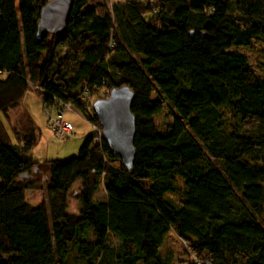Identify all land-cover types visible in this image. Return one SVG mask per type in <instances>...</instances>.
Returning a JSON list of instances; mask_svg holds the SVG:
<instances>
[{
	"label": "trees",
	"instance_id": "16d2710c",
	"mask_svg": "<svg viewBox=\"0 0 264 264\" xmlns=\"http://www.w3.org/2000/svg\"><path fill=\"white\" fill-rule=\"evenodd\" d=\"M45 1L0 0V264H264V77L231 49L264 40V0H124L99 11L72 0L64 30L37 38ZM121 85L132 93L130 169L88 133L77 157L44 161V200L26 202L38 133L30 119H7L24 93L42 109L70 102L98 127L76 98ZM163 107L170 123L159 132ZM100 180L123 198L92 200ZM170 233L186 252L179 261L159 254Z\"/></svg>",
	"mask_w": 264,
	"mask_h": 264
},
{
	"label": "rangeland",
	"instance_id": "374dc122",
	"mask_svg": "<svg viewBox=\"0 0 264 264\" xmlns=\"http://www.w3.org/2000/svg\"><path fill=\"white\" fill-rule=\"evenodd\" d=\"M150 3H155L156 0H146ZM91 4L95 7L101 4H105V0H90ZM231 49L237 50L243 53L246 56L247 63L252 71L259 77H264V40L257 39L252 40L250 43V48L244 47H232ZM44 53H40V59H42ZM107 92L104 89H100L94 91L92 94H85L84 96L81 95V109L82 111L88 115L89 113H93L91 109L92 101L96 99H102L106 97ZM155 95H152V98ZM23 101L26 104V110L28 111L30 117L33 120V124L37 130L38 138L35 142L34 146L30 151L33 161L35 162L34 171L28 173L27 179L33 181L34 183V191L29 192L25 196V201L35 205L40 201L44 200V182L46 180L47 172H46V165L44 161H51V160H67L71 157H77L79 146L83 141V137L90 133L89 126L80 118V116L76 113L78 111H74L70 109L66 111L63 115V119L67 121L72 127V133L70 136L63 138V139H55L52 138L50 135L46 123H45V113H47L48 109H42L41 102L36 94L31 88L28 89L23 95ZM36 110L35 116L32 114L33 108ZM91 109V110H90ZM79 113V112H78ZM80 114V113H79ZM87 118V116H85ZM8 123L15 127H23L25 123L29 120V117L25 110L17 107L15 110H12L8 113ZM153 122L157 127L158 131L161 132L164 130L165 126L170 123V118L167 114V109L163 107L161 111L153 116ZM6 123V122H4ZM93 124V123H92ZM96 128L97 126L94 125ZM99 127V126H98ZM6 131L8 132V127L5 125ZM257 126L252 125L246 129V132H254L256 131ZM100 130V128H99ZM258 131L264 132V128L258 129ZM13 142L12 139H10ZM14 143V142H13ZM111 165H115V161L110 162ZM77 183H74L68 191V207L67 212L70 214H75L77 209V199H76V186ZM179 186V183L177 184ZM115 190V189H114ZM111 186H105L101 180L96 186L95 191L91 194V198L94 201H102L106 198L107 195H112L116 197L123 198V192H115ZM167 197L173 199L174 201L179 200L178 194H169ZM89 239L91 237L88 235ZM106 242L108 245L116 246L118 241L115 237L111 234H107ZM183 247H181L178 239L170 233L164 239L162 243L159 254L161 257L169 256L172 261H179L181 256L185 255ZM186 262V260H182Z\"/></svg>",
	"mask_w": 264,
	"mask_h": 264
},
{
	"label": "water",
	"instance_id": "95a60500",
	"mask_svg": "<svg viewBox=\"0 0 264 264\" xmlns=\"http://www.w3.org/2000/svg\"><path fill=\"white\" fill-rule=\"evenodd\" d=\"M71 2L72 0H46L38 10L35 36L39 38L61 33ZM131 99L129 88L121 85L111 88L106 97L96 99L90 105L108 150L127 170L130 169L133 156L134 120L129 111ZM20 177L24 178L26 175L22 174Z\"/></svg>",
	"mask_w": 264,
	"mask_h": 264
},
{
	"label": "built area",
	"instance_id": "2783aa9c",
	"mask_svg": "<svg viewBox=\"0 0 264 264\" xmlns=\"http://www.w3.org/2000/svg\"><path fill=\"white\" fill-rule=\"evenodd\" d=\"M76 100L81 103V96H78ZM52 106L48 107L47 113H45V123L46 127L55 139H63L71 135L72 127L71 125L63 119V115L66 111L73 109L78 111L74 105L70 102L63 100H53ZM82 104V103H81ZM79 112V111H78ZM76 112L80 118L89 126L92 144L97 145L98 141L102 139L99 127H94V124L85 118L81 113ZM98 147V146H97ZM192 264H200L199 261L193 260Z\"/></svg>",
	"mask_w": 264,
	"mask_h": 264
},
{
	"label": "crops",
	"instance_id": "0c3cea01",
	"mask_svg": "<svg viewBox=\"0 0 264 264\" xmlns=\"http://www.w3.org/2000/svg\"><path fill=\"white\" fill-rule=\"evenodd\" d=\"M116 1H124V0H105V2H107L106 3V5L108 6L109 4H111V3H113V2H116ZM96 9H97V11H99V9H101V5L99 6L98 5V7L96 6L95 7ZM0 77H2V76H0ZM19 109L21 108L22 110H25L26 111V113H27V115H28V117H29V119L31 120V122L33 123V120H32V118L30 117V115H29V113H28V111L26 110V104L24 103V101H23V98L21 99V102H20V104H19ZM33 108V110H32V114H33V116H35V114H36V110L34 109V107H32ZM15 110V109H14ZM0 118L2 119V117L0 116ZM6 125V123L4 124V126ZM38 138V137H37ZM37 141V140H36ZM32 154H31V158H32ZM33 160V159H32Z\"/></svg>",
	"mask_w": 264,
	"mask_h": 264
}]
</instances>
